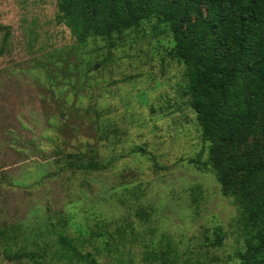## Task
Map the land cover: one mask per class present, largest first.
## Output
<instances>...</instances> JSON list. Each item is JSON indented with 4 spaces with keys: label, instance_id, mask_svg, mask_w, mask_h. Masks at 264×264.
Instances as JSON below:
<instances>
[{
    "label": "rangeland",
    "instance_id": "rangeland-1",
    "mask_svg": "<svg viewBox=\"0 0 264 264\" xmlns=\"http://www.w3.org/2000/svg\"><path fill=\"white\" fill-rule=\"evenodd\" d=\"M173 44L151 19L78 48L57 0H0V264H67L49 256L58 235L98 223L135 263L163 237L178 264H240L238 212L201 164Z\"/></svg>",
    "mask_w": 264,
    "mask_h": 264
},
{
    "label": "trees",
    "instance_id": "trees-1",
    "mask_svg": "<svg viewBox=\"0 0 264 264\" xmlns=\"http://www.w3.org/2000/svg\"><path fill=\"white\" fill-rule=\"evenodd\" d=\"M57 11L78 48L151 19L170 30L172 56L185 68L184 94L201 139L209 144L207 162L201 164L238 212L240 264H264V0H57ZM97 229L86 235L60 233L59 249L50 258L98 264L99 257L114 255L113 264H178L168 239L161 237L135 263L120 251L128 238H116L103 223ZM7 258L37 260L26 252Z\"/></svg>",
    "mask_w": 264,
    "mask_h": 264
}]
</instances>
